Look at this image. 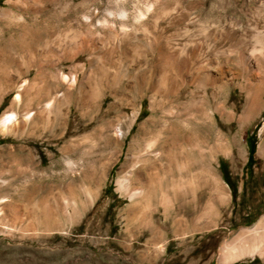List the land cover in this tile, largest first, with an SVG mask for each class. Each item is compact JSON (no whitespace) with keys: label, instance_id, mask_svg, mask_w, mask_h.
Listing matches in <instances>:
<instances>
[{"label":"rangeland","instance_id":"374dc122","mask_svg":"<svg viewBox=\"0 0 264 264\" xmlns=\"http://www.w3.org/2000/svg\"><path fill=\"white\" fill-rule=\"evenodd\" d=\"M164 1L168 7L177 5L188 9L185 16L195 20L189 21L183 17L173 18L170 22L171 14L156 17L153 12L143 22L148 33L139 29L136 38L127 41L126 45L116 39V32L122 29L120 24H117L116 31H112L105 26L104 17L111 10L116 14L126 10L134 19L139 10L145 11L146 0H37L35 5L30 0H0V88L3 93L0 119L8 109H19L11 105L17 86L24 81H27L26 85L35 83L42 91H48L45 97L44 93H41L43 96L40 93L30 96L28 108L33 112L47 110L45 105L55 95L56 74L59 70L70 77V81L72 75H76L78 80L73 82V90L77 89L78 83L83 82L85 92L97 89L101 100L97 108L90 110L82 120H76L71 133L63 138L60 136L61 127L42 122L8 134L0 130V264H221V243L231 241L241 229L252 228L264 214V159L256 157L259 139L264 137V109L252 124L240 128L237 118L242 110L243 96L238 88L228 101L230 103L227 102V108L235 110L233 126L226 128L220 116L203 145V164L213 162V170L231 188L232 197L227 208L217 206L222 211L226 225L218 223L217 227L209 230L193 231V219L203 212L204 204L210 198L209 187L205 184L200 187L205 196L197 208H192L188 195L173 199V207L167 216L163 208L156 205L152 221L161 232L157 243L151 239L153 232L150 226L132 222L125 214L132 203L130 187L124 188L132 168L123 170V163L128 156L130 142L141 134V123L152 113L151 92L146 90L140 96L137 90L140 77L145 76L147 85L154 83L158 78L159 70L155 67L158 59L162 63L159 69L163 63L166 68L173 64L171 67L175 70L184 65L188 69L202 63L208 67L214 65L220 56V51L217 54L219 43L213 45V41H208L206 43L209 44L205 45L202 40L204 33L216 30L220 18L224 21V18L239 16L241 27H244L238 32L247 43H251L250 35L255 29L264 31V12H256L263 9L264 0H259L262 1L259 4L253 3L247 15L238 14L240 0ZM94 8H98V13L93 16ZM86 15L92 16L89 30L95 41L94 47L98 45L94 48L91 44L83 51L79 48L80 55L75 58L72 55L88 30L83 22ZM76 30H80L82 36ZM154 34L161 36L160 53L147 49ZM167 38H173L171 40L176 42V48L187 44L190 55L185 60L175 62L173 54L170 55L173 50L165 49ZM125 47H128L129 53L124 50ZM27 49L35 53L39 62L31 66L26 63ZM51 50L65 53L67 59L56 66L49 65L45 59ZM134 50L137 53L132 57L130 51ZM120 53L125 55L121 57ZM254 53L256 56L259 54L258 50H254ZM200 54L202 58H199ZM92 58L94 61H91ZM232 61L230 65L233 69L240 67L235 59ZM124 70L129 73L126 78L121 76ZM114 74L119 75L113 83ZM239 79L237 81L240 83L244 81ZM109 84L113 86L109 87ZM64 85L67 83L64 82ZM186 87H181L177 94L164 90L156 93L154 103L160 102L164 108L162 111L157 110V116L167 117L170 110H175L172 104L178 105L181 110L194 111L195 106L197 108L201 103V92H195L193 86ZM190 90H194V93L188 96ZM207 99L205 108L211 110L216 99L212 96ZM132 106L140 107V113L129 130L125 129V133H122L109 128L108 125L115 122L119 115L130 117ZM71 117L76 118L77 113ZM116 134L121 146L113 136ZM220 135L231 140L237 136L245 150L246 160L236 176L228 157L218 153L216 157L209 158L208 148ZM200 146L197 143V146L193 144L188 148L198 155ZM233 148L238 150L235 144ZM116 157L118 160L109 167L106 177L99 180L100 164L113 162ZM198 166L192 168L191 173L198 171ZM175 176L187 178L189 175L182 170L176 172ZM168 194L171 196V192ZM58 195L64 198L62 211L47 222L30 214L33 202ZM142 197L137 196L133 201H140ZM176 219L180 227L178 229L173 224ZM225 264H264V255H246Z\"/></svg>","mask_w":264,"mask_h":264},{"label":"bare ground","instance_id":"6f19581e","mask_svg":"<svg viewBox=\"0 0 264 264\" xmlns=\"http://www.w3.org/2000/svg\"><path fill=\"white\" fill-rule=\"evenodd\" d=\"M30 1L34 3V5L37 3V0ZM240 1L241 2L238 6L239 15L248 13V10L253 3H262V1L259 0ZM167 4L168 3L164 0H146L145 11L139 10L134 19H132V14H129L126 10H121L118 14L111 10L108 13V16L104 17V24L112 31H116L117 24H120L122 29L118 33L116 32L117 37H115L116 39L118 38V41H122L124 44H126L127 41L131 40L132 38H136V34L139 29L145 33H148V28L144 27L143 22L146 18H148V16H150L149 14L153 12L154 16L156 17L160 15L171 14L170 22L173 18L181 19L184 17L189 21L193 19L190 16H185L188 13V9L178 7L177 5L168 7ZM256 8L262 7L257 6ZM256 12L262 14L264 12V7L263 9L256 10ZM96 13H98V8H94L92 10L93 16L96 15ZM252 14L253 13H251V15ZM244 16L245 15H243V17ZM84 18L85 21L83 22L84 25L88 27V30H86V35L84 34L85 37H82L83 39L81 44L78 45V48H76L77 51L72 55V57L75 58L79 57L80 55L78 52L79 48L83 51L91 44H93V47L95 45V41L93 40V37H91L92 32L89 30L91 29L90 26L92 24V16L86 15ZM129 21H131V23H129ZM218 21V24H216V30H214L213 33H204V38L202 40L204 44L208 41H213V45H215L216 42L219 43V50L217 54L220 51V56L218 59L216 58L214 65L212 64L211 67H208L206 63H202L196 65L197 67L195 68H190L188 64L190 62L189 60L187 64L188 67L192 69V71L185 65L177 68V70H175L176 68L174 69L171 67L173 64L166 68L163 66L164 63L161 65L164 68L161 69L162 67L160 66L161 68L159 69L161 61L158 59L155 67L159 71L157 70L158 78H156L155 82L151 83V85H147L145 76L142 75L140 77V82H137L136 85L140 96H143L146 90L151 92L149 98L152 113L145 121L141 123V134L136 135L130 142L129 153L123 163V170L132 168L130 175H127L126 177L127 183L126 186H124L125 189H128V186L130 187V198L132 203L127 207L125 214L132 222L137 221L140 224L150 226L153 232L151 239L156 243L158 242L161 233L152 221V214L156 210V205H160L164 210V214L167 216L170 212V209L173 207V199H176L179 196L181 197L183 195H188L191 197L189 201L192 208H197V206H200L199 204L205 196V192L200 190L202 184L208 185L210 198L204 204L205 206L203 212L193 219V231L209 230L217 227L218 223L226 225L222 211L219 210L217 206L220 205L223 209L227 208L232 197L231 188L229 184L213 170V162L203 164L202 160L204 159L203 157L205 153L203 145L210 136L212 128L216 126L217 122L219 121L218 119L220 116L222 117L226 128L227 126H233L235 121V110H229L227 108V104L230 103L228 101L231 100V96L234 95V92L237 88L243 96L242 110L237 118V121L240 122V128L243 126L248 127L250 124H252L256 117L264 109V31L255 29L254 26H252L255 31L251 30L254 31L252 32V35H250L251 33L249 34L252 37L251 43H247V40H245V38L243 39V36H240L241 33L238 32L240 31V28L244 27H241L242 24H240V21L242 20H240L239 16L230 19L224 18V21H222L220 18ZM79 31L80 30L77 32ZM84 31L85 30L83 29V33H85ZM79 33L80 35L82 34V32ZM20 37L23 38V35ZM160 37L161 36L158 35L151 37L147 49L151 52L156 51L160 53L162 50V46L160 45ZM171 39L167 38L165 42V49L168 48V50H173L170 55L173 54L175 62L185 60L190 55V50L188 49L189 47H187V44H184V46L181 48H176V42L174 43ZM122 44L120 46H122ZM204 44L202 49L205 47ZM210 45H212V43ZM197 49L199 50L198 46ZM124 50L129 53L128 47H125ZM254 50L255 52L258 50L259 54H257V56L254 55ZM111 51L113 52V50ZM136 53L137 52L135 50L132 52L130 51V55L132 57H134ZM125 54H121V57ZM26 55V63L28 65L31 66V64H34L38 61V57L36 58L35 53H32L29 49L26 50ZM199 58H202V56ZM205 58L206 57H204V59ZM66 59L67 57L65 53H59L55 50H51L47 54L45 62L51 66H56L60 61H65ZM234 59L237 63H240V65L238 64L240 67L237 69H233L230 65L231 61ZM102 60L104 59L102 58ZM91 61H94V58H92ZM211 62L209 61V63ZM233 62L234 61H232V64ZM233 65L235 66V64ZM59 71L56 74L57 82L54 88L55 95L51 99L49 98L45 105V109L47 110L43 109L38 112H33L28 108L27 105L30 96L44 93V96L43 94L41 95L45 97V93L48 91H42L40 86L37 87L38 85H34L35 83L26 85L27 81L22 82L18 86L16 84L17 92L13 98L11 107L16 105L19 109L14 110V108H12L13 110L8 109L6 112H3L4 114L0 119V130L2 132L8 134L13 130L21 129L27 125H36L37 122H42L50 124L53 127H61L63 130L60 136L63 138V136H68L71 133V129L76 126L74 123L76 120H82L83 116H85L90 110L99 106L101 103L99 101L101 100L99 99L100 94L97 89L86 93L82 82L78 83L76 90H73L72 84L78 80V78L76 80V75L73 74L72 80L70 81V77ZM128 74L129 73H126L124 70V75L122 73L121 76H125L126 78ZM118 75L114 74L112 76L113 83L115 82V78ZM131 77L132 75L130 78ZM239 78H242L244 81L242 83H240L241 81L238 82L237 79ZM64 82H66L67 85H64ZM108 86L112 87L113 84H109ZM185 86H193L196 88L195 92L196 90L201 92L202 100L200 105H197V108L195 106V110L191 112L189 110H181L178 105L172 104L171 106L175 107V110H170L169 114H167V117H163L162 115L157 116V110L162 111L164 108L160 102L154 103V95L161 92L162 90L168 91L171 94H177L181 87L183 88ZM199 91L197 92L199 93ZM1 93L2 90L0 88V103L2 102ZM193 93L194 90H190L188 96H191ZM209 96H212L214 99H216L213 107H211V110L205 108L206 100H208L207 97ZM73 104L74 108H72ZM140 107L137 108L132 106V114L130 117L125 118V115H119L115 122H112L108 125L109 128H114L115 130L118 129L122 133H125V129H130L133 120L140 113ZM233 108L235 109L236 107L233 106ZM73 113H77L76 118L71 117ZM113 136L115 137L117 144L121 146L118 134ZM236 137L231 140L229 138H225L224 135L217 136L216 142L209 146L207 151L210 155L209 158L216 157L218 153H222L228 157L232 164V171L235 176L237 175L243 162L246 160L245 150L242 147V144L239 143L240 140L237 139L238 137ZM197 143L198 145H201L198 155L197 152H193V150L188 148V146L193 144L197 146ZM234 144L238 148L236 151L233 148ZM65 152H67V150H65ZM256 157L260 158V160L264 159L263 136H261L259 139ZM117 160L118 158L116 157V160L114 159L113 162H102L100 164L99 180L106 177L109 167L112 166ZM197 164L199 165L198 171L196 170L195 172L191 173V169L197 167ZM182 170L188 173L189 176L187 178L175 176L176 172ZM169 192H171V196L168 194ZM137 196L143 197L140 201H133ZM63 201L64 198L61 195H58L52 196L50 199H44V201L33 202L30 208V214L39 218L40 221L47 222L49 219H51V217H53V215L57 214L59 211H62ZM5 205L6 204L3 206ZM173 224L177 229L180 228L177 219ZM219 252V263L221 264H225L242 257L244 258L246 255H264V214L259 218L257 223L252 228L241 229L231 241H223L220 245Z\"/></svg>","mask_w":264,"mask_h":264}]
</instances>
